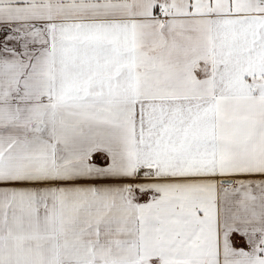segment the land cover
I'll return each instance as SVG.
<instances>
[{
	"label": "snow or ice",
	"instance_id": "snow-or-ice-1",
	"mask_svg": "<svg viewBox=\"0 0 264 264\" xmlns=\"http://www.w3.org/2000/svg\"><path fill=\"white\" fill-rule=\"evenodd\" d=\"M0 264H264V0H0Z\"/></svg>",
	"mask_w": 264,
	"mask_h": 264
}]
</instances>
